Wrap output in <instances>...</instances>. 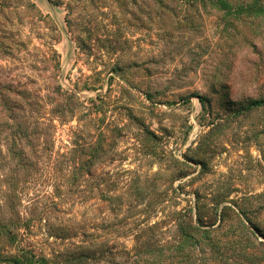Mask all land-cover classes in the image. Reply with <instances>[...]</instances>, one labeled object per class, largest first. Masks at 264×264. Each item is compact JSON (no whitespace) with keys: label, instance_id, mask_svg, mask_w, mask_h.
<instances>
[{"label":"rangeland","instance_id":"374dc122","mask_svg":"<svg viewBox=\"0 0 264 264\" xmlns=\"http://www.w3.org/2000/svg\"><path fill=\"white\" fill-rule=\"evenodd\" d=\"M229 1L0 0V264H264V14Z\"/></svg>","mask_w":264,"mask_h":264},{"label":"trees","instance_id":"16d2710c","mask_svg":"<svg viewBox=\"0 0 264 264\" xmlns=\"http://www.w3.org/2000/svg\"><path fill=\"white\" fill-rule=\"evenodd\" d=\"M212 4H214L216 7L218 8H230L231 3L229 0H210ZM235 10L237 11V13H239L240 11H247L250 14H264V0H250L246 3L243 4H237L235 6ZM264 104V98H258V99H251L248 101V103L246 104L247 108L251 109V108H256L259 106H262ZM73 109L67 108L66 111L71 113ZM95 148V147H94ZM91 149L90 154L88 155L89 159H91L92 157H94L95 151L97 150L95 149ZM82 168L80 167L79 170H81ZM224 217V216H221ZM196 221L197 222H202L201 221V217L197 216L196 217ZM246 221L249 224V227L251 226V222L246 219ZM238 224L246 227L245 231L243 232V235H239V239L243 238L246 242L248 243H254L256 240V237L254 235V231H251L248 229V227L245 225V223L241 220H239L237 222ZM191 223H187L186 225H183L180 227L181 230V235L183 237V240L181 243H179L176 247V249L179 251L183 248V245L191 242V241H195L197 243H211V239H210V233L212 232V230L210 229H200L199 227L196 226H192ZM189 227H191L192 229H194L195 231L198 230L199 231V237L194 236L193 231L189 230ZM256 229L258 227L254 226ZM188 228V229H187ZM259 230V229H258ZM262 234V233H260ZM237 244L243 242L242 239L240 240H236ZM261 242H258V244H260ZM213 245V244H211ZM100 253L101 252H96V251H92L89 249H87L85 252H74L71 255L67 256L65 259H63V261H61L59 264H98L99 259H100ZM13 262H15L16 264H22V260L21 259H16L14 258L12 260ZM35 264H48L46 259L44 257H40L37 260H35Z\"/></svg>","mask_w":264,"mask_h":264}]
</instances>
